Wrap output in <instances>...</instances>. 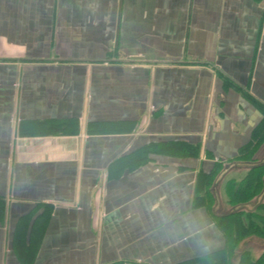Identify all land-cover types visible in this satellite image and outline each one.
Wrapping results in <instances>:
<instances>
[{
    "label": "crops",
    "instance_id": "obj_1",
    "mask_svg": "<svg viewBox=\"0 0 264 264\" xmlns=\"http://www.w3.org/2000/svg\"><path fill=\"white\" fill-rule=\"evenodd\" d=\"M263 122L264 0H0V264L224 248Z\"/></svg>",
    "mask_w": 264,
    "mask_h": 264
},
{
    "label": "trees",
    "instance_id": "obj_2",
    "mask_svg": "<svg viewBox=\"0 0 264 264\" xmlns=\"http://www.w3.org/2000/svg\"><path fill=\"white\" fill-rule=\"evenodd\" d=\"M255 135L259 137L258 141L254 143L255 146L252 144L241 151V159L244 161H255L257 144H261L264 140V122ZM129 162L131 161L127 163ZM209 175L199 174L195 204L206 206V208L211 210L214 200L210 195L209 186L212 181ZM263 180L264 164L252 165L248 175L241 180L242 182L240 181L239 185H230L229 202L247 203V201H251L261 192ZM257 208L246 212L240 209L226 214L215 215L216 225L225 236L226 245L222 249L213 251L208 255L190 259L183 264H233V257L246 239L255 237L264 241V202L260 203ZM260 209L263 211H259ZM240 255L239 264H250L248 262L250 261V251L248 249L241 251ZM263 260L264 254L256 262L251 263L264 264Z\"/></svg>",
    "mask_w": 264,
    "mask_h": 264
},
{
    "label": "rangeland",
    "instance_id": "obj_3",
    "mask_svg": "<svg viewBox=\"0 0 264 264\" xmlns=\"http://www.w3.org/2000/svg\"><path fill=\"white\" fill-rule=\"evenodd\" d=\"M261 163H264V162H262V161L253 162L254 165H259ZM242 165L243 164L235 165L234 170L240 169V167H243ZM220 168H221V166H220ZM223 168L224 167H222V169ZM222 169H221V171H222ZM241 179H242V177L239 176V177H236L235 179L231 180L233 182L232 185L233 186L239 185ZM214 196L212 199H214V201H215L214 202L215 203V209L220 214H226V213H229L231 211H237L238 209H241V208H245V210H244L245 212L250 211V210H256V209H258L257 206L260 203L264 202V180H263L261 192L258 194L257 197L253 198L251 201H247V203H239V202H232L231 203V202H229L228 195L224 199H223V197L218 198V197H216V196L214 197ZM259 211L262 212L263 210L260 209ZM241 245L242 246L239 248V250L237 252V253H239V255L238 254L235 255V257L233 258V264H239V261H240L239 258L241 256L240 252L245 250V249H248L250 251V261H248L250 264H252L254 261L259 259L264 254V241L261 239L252 237V238L246 239ZM263 263H264V260H263Z\"/></svg>",
    "mask_w": 264,
    "mask_h": 264
},
{
    "label": "flooded vegetation",
    "instance_id": "obj_4",
    "mask_svg": "<svg viewBox=\"0 0 264 264\" xmlns=\"http://www.w3.org/2000/svg\"><path fill=\"white\" fill-rule=\"evenodd\" d=\"M241 246H242V245H241ZM241 246H240V247H241ZM240 247H239V248H240ZM237 254L239 255V253H237ZM237 254H236V255H237ZM234 257H235V256H234ZM234 257H233V258H234ZM240 257H241V256H240ZM260 258H261V257H260ZM240 259H241V258H239V260H240ZM257 260H258V259H257ZM257 260H256V261H257ZM256 261H254V262H256ZM258 263H259V262H258Z\"/></svg>",
    "mask_w": 264,
    "mask_h": 264
}]
</instances>
